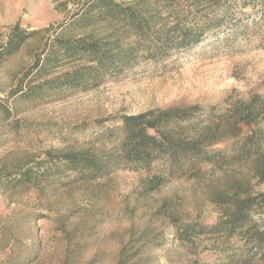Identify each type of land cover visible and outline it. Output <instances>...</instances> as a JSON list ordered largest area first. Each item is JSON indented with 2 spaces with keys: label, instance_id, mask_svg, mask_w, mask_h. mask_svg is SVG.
Returning a JSON list of instances; mask_svg holds the SVG:
<instances>
[{
  "label": "rangeland",
  "instance_id": "374dc122",
  "mask_svg": "<svg viewBox=\"0 0 264 264\" xmlns=\"http://www.w3.org/2000/svg\"><path fill=\"white\" fill-rule=\"evenodd\" d=\"M78 1L0 0V44L16 23L38 30L0 59V178L19 177L27 166L35 178L0 189V264H264L259 252L242 253L238 234L206 233L182 242L175 228V221L217 223L223 211L210 200L209 187L233 171L245 173L242 161L203 163L195 174L171 173L159 161L95 178L64 167L43 172L52 162L46 150L98 145L123 115L199 103L203 118H209L213 107L224 113L264 99V11L245 0H218L212 13L227 16L197 45L163 49L142 42L131 64L107 72L97 86L11 98ZM6 108L11 116L2 121ZM239 126L242 132H228L216 144L228 156L249 130ZM155 174L164 181L150 189ZM252 186L254 194L264 193V181L253 177ZM253 218L264 220V204Z\"/></svg>",
  "mask_w": 264,
  "mask_h": 264
},
{
  "label": "trees",
  "instance_id": "16d2710c",
  "mask_svg": "<svg viewBox=\"0 0 264 264\" xmlns=\"http://www.w3.org/2000/svg\"><path fill=\"white\" fill-rule=\"evenodd\" d=\"M78 2L70 21L64 20L58 26L59 32L36 56L31 69L11 92V98L27 100L55 92L67 95L87 90L97 86L107 72L114 73L125 63L131 64L142 42L163 49L191 47L206 38L210 31L220 29V21L227 16L212 13L218 0ZM245 2L260 6L264 11V0ZM75 30L80 34H70ZM37 33L38 30L29 31L16 23L8 40L0 44V59L12 55ZM66 65L70 66L62 70ZM214 110V107L210 109L209 118H203L198 103L123 115L121 123L108 128L107 137L98 145L91 143L83 149L68 148L56 153L46 150L52 162L43 172L64 167L85 178L87 175L95 178L118 168H150L154 161H159L168 166L171 173L195 174L201 171L203 163L217 167L242 161L244 168L240 170L245 173L233 171L228 179L209 187L210 200L223 211L218 222L205 225L198 221H175V228L182 242H193L206 233L227 238L238 234L244 243L243 254L252 257L259 252L262 257L264 220L255 221L253 212L264 204V193L252 192V179L264 181V99L257 97L245 106H235L224 113ZM10 116L11 110L4 109L2 121L9 120ZM241 123L249 130L228 156L216 144L222 143L228 132H242ZM19 125L17 122L15 127ZM222 125H226L227 130ZM33 173V168L27 166L19 177L0 178V189L31 182L35 179ZM150 181L152 189L164 180L160 174H155ZM249 261L245 262L249 264Z\"/></svg>",
  "mask_w": 264,
  "mask_h": 264
}]
</instances>
